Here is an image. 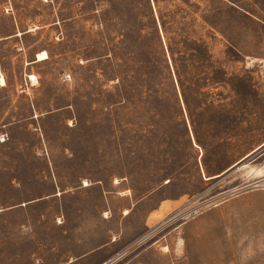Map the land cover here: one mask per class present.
<instances>
[{
  "label": "rangeland",
  "instance_id": "rangeland-1",
  "mask_svg": "<svg viewBox=\"0 0 264 264\" xmlns=\"http://www.w3.org/2000/svg\"><path fill=\"white\" fill-rule=\"evenodd\" d=\"M0 76V264H264V0H0Z\"/></svg>",
  "mask_w": 264,
  "mask_h": 264
},
{
  "label": "crops",
  "instance_id": "crops-1",
  "mask_svg": "<svg viewBox=\"0 0 264 264\" xmlns=\"http://www.w3.org/2000/svg\"><path fill=\"white\" fill-rule=\"evenodd\" d=\"M98 183L99 182H97V184ZM87 184L89 185V183H87ZM112 184L116 185V187H115L116 193L119 194V192H117L118 190L125 191V185L123 184V182H115L114 181V182H112ZM94 185H96V184L93 183L91 186H94ZM121 195L123 197H127L126 196L127 194H121ZM151 197H153V196L145 195V196H143L141 198H137V199L134 197L131 199L124 198V200L122 202V216L126 217L130 214V211H132L131 215H133L134 219H137L136 225L138 223L139 230L144 228L146 225H150V224L155 223L157 221V215H158V217L162 218V217L168 215L173 209V206L171 204H162L157 209V207L155 205V201L152 200ZM107 229L111 232H118L120 230H124V231L127 230V228H123L120 225L113 224L111 222H109ZM181 232L185 236L190 235V229L187 225L182 226ZM100 248H101V250L107 249L106 246L104 247V245H102Z\"/></svg>",
  "mask_w": 264,
  "mask_h": 264
},
{
  "label": "bare ground",
  "instance_id": "bare-ground-1",
  "mask_svg": "<svg viewBox=\"0 0 264 264\" xmlns=\"http://www.w3.org/2000/svg\"><path fill=\"white\" fill-rule=\"evenodd\" d=\"M45 58H46V53L45 52H41V53H39L37 55V59L38 60H43ZM0 82H1V84H4V80H3V77L2 76H0Z\"/></svg>",
  "mask_w": 264,
  "mask_h": 264
}]
</instances>
